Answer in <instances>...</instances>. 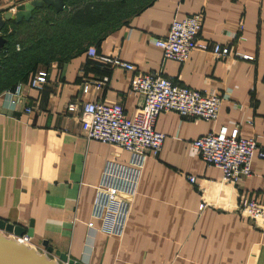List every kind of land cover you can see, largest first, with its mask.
<instances>
[{"label":"crops","instance_id":"1","mask_svg":"<svg viewBox=\"0 0 264 264\" xmlns=\"http://www.w3.org/2000/svg\"><path fill=\"white\" fill-rule=\"evenodd\" d=\"M28 1L0 0V14L16 12ZM35 10L56 12L52 6L35 7L31 17ZM200 12V37L254 59H217L204 50L191 51L185 63L164 59L153 38L166 36L173 18ZM22 20L28 19L3 25L11 50L28 43ZM97 40L89 45L98 54L120 56L135 72L159 70L186 87L227 94L217 118L184 119L175 111L157 115L154 127L165 140L144 161L124 234L117 239L108 233L115 204L103 221L91 218V206L106 160L122 163L130 156L83 137L81 106L121 104L133 117L142 95L130 92L131 72L100 65L87 56L85 44L48 63L36 62L32 69L47 70L46 84L41 91L26 86L20 102L12 103L3 90L18 81L27 84L31 73L10 55L0 72V220L31 229L32 246L57 264H264V229L243 218L237 203L241 198L264 203V160L255 156L251 174L232 185L192 146L226 126L264 148V0H151ZM105 76V84L94 83ZM70 101L76 111L67 110ZM24 105L34 110L26 113ZM189 175L196 176L195 184ZM202 197L210 206L200 211Z\"/></svg>","mask_w":264,"mask_h":264},{"label":"built area","instance_id":"2","mask_svg":"<svg viewBox=\"0 0 264 264\" xmlns=\"http://www.w3.org/2000/svg\"><path fill=\"white\" fill-rule=\"evenodd\" d=\"M202 20V12L187 15L180 20L173 18L168 34L153 38V43L161 49L163 58L185 63L191 51L204 50L211 52L217 59L236 57L254 59L253 55L231 52L229 45L213 43L200 37ZM232 37L237 39L238 33L235 32ZM87 56L96 59L100 65L121 67L131 72L130 92L142 95V102L131 118L126 116L121 104L87 102L81 106L83 137L86 140H97L122 148L130 156L128 161L122 163L112 159L106 160L100 180L95 186L96 192L91 206V218L103 221L110 205L115 204L108 233L119 239L124 234L144 161L148 154H157L165 140V135L154 127L157 115L161 112L175 111L184 119L215 121L221 101L227 94H221L216 89L186 87L164 76L159 70L149 73L135 72L132 63L122 60L117 55H100L94 45L88 46ZM31 75L27 84L23 81L17 82L3 90L2 96L12 103H19L24 97L23 91L26 86L41 91L48 79L47 70L39 68ZM108 80L109 77L105 76L94 83L100 86ZM88 86L89 83L86 82L83 86L84 92H87ZM66 107L68 111L78 109L73 101ZM23 110L30 113L34 108L31 105H24ZM192 146L204 163L219 168L222 171V180L232 185H236L239 179L251 174L250 166L255 156L264 160V148L260 147L254 138L240 136L238 128L228 130L226 126H221L217 132H209L193 140ZM188 182L195 184L196 176L189 175ZM237 203L239 214L253 226L263 230L264 203L246 198L239 199ZM208 206L210 204L202 197L199 210ZM8 237L34 248L30 236L26 233L22 236L9 234Z\"/></svg>","mask_w":264,"mask_h":264},{"label":"trees","instance_id":"3","mask_svg":"<svg viewBox=\"0 0 264 264\" xmlns=\"http://www.w3.org/2000/svg\"><path fill=\"white\" fill-rule=\"evenodd\" d=\"M71 0H65V4L71 3ZM107 2V3H104ZM116 0H86V8L82 11H74L68 16L60 17L57 19L42 18L38 21L37 10H35L34 16L28 20H22V30L26 33L27 45L20 48L19 51L9 49V43L6 42L0 49V72L6 70L5 63L9 62V56L16 57L14 61L22 63V70L26 72L30 70V73H34L37 69H32L36 62H41L39 56H43V51L46 47H52L51 45L58 40L64 43L66 52L62 55H68L74 50L84 47L85 44L89 45L98 41L97 39L110 27L116 25V20L119 16L113 17L119 8L125 9L118 4L114 7ZM151 0H147L143 4H140L137 8H141L150 3ZM38 8H51L49 6H40ZM135 8V9H137ZM91 9V10H90ZM64 10L60 12H54L55 15H60ZM133 11L127 13L131 15ZM128 15V16H129ZM127 16V17H128ZM113 22V23H112ZM31 34V38H30ZM6 39V37H4ZM36 38V39H35ZM32 40L33 43H30ZM35 40V41H33ZM57 40V41H55ZM30 43V44H29ZM16 51V52H15ZM61 57V56H60ZM48 63V62H47ZM32 76V75H31ZM20 82V81H18ZM17 83V82H16ZM15 84V83H14ZM14 84L7 85V88L12 87Z\"/></svg>","mask_w":264,"mask_h":264},{"label":"water","instance_id":"4","mask_svg":"<svg viewBox=\"0 0 264 264\" xmlns=\"http://www.w3.org/2000/svg\"><path fill=\"white\" fill-rule=\"evenodd\" d=\"M65 0H31L18 4L13 12L12 9H7L0 14V49L4 46L5 38L2 35V28L5 21L20 20L22 18L29 19L35 7L46 5L55 8L57 12L64 9ZM31 225V224H30ZM32 226V225H31ZM24 233L32 235L31 229L5 223L0 220V264H57L55 260L47 258L43 253H38L34 248L28 247L25 244L15 242L7 234L22 236ZM7 235V236H6ZM46 245V242L43 243ZM69 264H80L76 261H70Z\"/></svg>","mask_w":264,"mask_h":264},{"label":"rangeland","instance_id":"5","mask_svg":"<svg viewBox=\"0 0 264 264\" xmlns=\"http://www.w3.org/2000/svg\"><path fill=\"white\" fill-rule=\"evenodd\" d=\"M71 3H68V5L66 6L65 11H63L60 15H55L53 12L49 13L46 11H42V12H38V21L43 20L42 18H47V19H57V16H59V18L62 16H68V14H71L74 11H82L85 10L86 8V0H71ZM117 2H115L113 5L118 6V4L122 7H125V9L119 8L118 11L113 14V17H117V15L119 14L118 18L116 19L118 21L125 19L128 15L127 13H129L130 11L135 10V8H137L140 4H143L144 2H146L147 0H116ZM107 3V2H104ZM91 10V9H90ZM131 13V12H130ZM113 23V22H112ZM57 41V40H55ZM52 47H46V49L43 51V56H39L41 61V64H45L47 62L52 61V59H55V57H60L62 56L63 53H65L67 50L66 48H64V43H62L61 41H57L56 43L51 45Z\"/></svg>","mask_w":264,"mask_h":264}]
</instances>
